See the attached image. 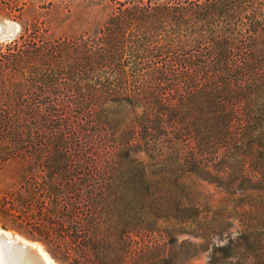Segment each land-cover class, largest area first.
<instances>
[{"label": "trees", "instance_id": "obj_1", "mask_svg": "<svg viewBox=\"0 0 264 264\" xmlns=\"http://www.w3.org/2000/svg\"><path fill=\"white\" fill-rule=\"evenodd\" d=\"M112 2L0 49L1 226L62 264H264V0Z\"/></svg>", "mask_w": 264, "mask_h": 264}, {"label": "rangeland", "instance_id": "obj_2", "mask_svg": "<svg viewBox=\"0 0 264 264\" xmlns=\"http://www.w3.org/2000/svg\"><path fill=\"white\" fill-rule=\"evenodd\" d=\"M114 7L116 5L114 6L112 0H0V22L6 24L7 21H11L18 28L17 32L10 37L0 36V49L3 51L4 46L10 40L24 32L26 28L29 31L32 30L29 29L32 27L40 28L38 32L46 37L50 34L55 37H63L68 30L80 36L83 32L109 25V17L116 12ZM197 184L198 189L206 194L211 205L221 206L229 200V197L214 185L202 181H197ZM231 221L232 226L227 230L234 232L237 229V223ZM2 223L4 222L0 221V228L4 231L7 230L8 233L17 234L29 240L18 230L3 228ZM184 238L194 240L186 235H180L178 241ZM40 245L55 264H62L51 257L42 243ZM208 252L209 249L202 251L196 256L188 258L184 264H207ZM38 259L42 262L39 257ZM26 263L28 264V261Z\"/></svg>", "mask_w": 264, "mask_h": 264}, {"label": "bare ground", "instance_id": "obj_3", "mask_svg": "<svg viewBox=\"0 0 264 264\" xmlns=\"http://www.w3.org/2000/svg\"><path fill=\"white\" fill-rule=\"evenodd\" d=\"M9 22L7 21L6 24ZM17 27V25H16ZM14 30H18L15 28ZM9 231L0 230L6 238H15L18 243H9L0 239V264H55L53 260L43 250L40 243L32 242L22 238L17 234L8 233ZM30 247L32 251L24 248V246ZM41 259L42 262L38 259ZM11 261V262H10Z\"/></svg>", "mask_w": 264, "mask_h": 264}, {"label": "water", "instance_id": "obj_4", "mask_svg": "<svg viewBox=\"0 0 264 264\" xmlns=\"http://www.w3.org/2000/svg\"><path fill=\"white\" fill-rule=\"evenodd\" d=\"M15 28H17L16 24L11 22V21L8 24H2L0 22V36L1 37H6V38L12 36L14 33L17 32V30H14ZM0 230H4V229L0 228ZM0 239L5 241V242H9V243H14V244L18 243L15 238L8 239L5 236H3L2 233H0ZM24 248H26V249H28V250L33 252V250L30 247H28V246H24Z\"/></svg>", "mask_w": 264, "mask_h": 264}]
</instances>
